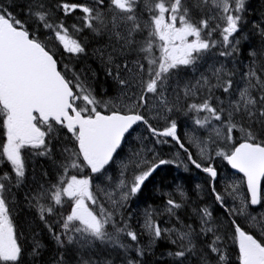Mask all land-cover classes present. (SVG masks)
<instances>
[{
    "label": "snow or ice",
    "instance_id": "obj_1",
    "mask_svg": "<svg viewBox=\"0 0 264 264\" xmlns=\"http://www.w3.org/2000/svg\"><path fill=\"white\" fill-rule=\"evenodd\" d=\"M249 7L0 0V264H264Z\"/></svg>",
    "mask_w": 264,
    "mask_h": 264
},
{
    "label": "trees",
    "instance_id": "obj_2",
    "mask_svg": "<svg viewBox=\"0 0 264 264\" xmlns=\"http://www.w3.org/2000/svg\"><path fill=\"white\" fill-rule=\"evenodd\" d=\"M252 10L249 11V16L253 19H258L259 18V12L261 10V6L262 4H264V0H252ZM89 64H91L93 67H96V62L93 60H89L88 61ZM172 167L170 165H168L166 167L167 172L169 173L170 171H172L171 169ZM170 174V173H169ZM171 176V175H170ZM164 183H168L167 180H165ZM146 196L150 197L152 195L151 193V187L149 188L148 192H146L145 194ZM142 202V201H141ZM164 249L162 247H157L156 249V255L155 256H150L149 257V261L152 262V264H163V261L158 259L160 256V253L163 252Z\"/></svg>",
    "mask_w": 264,
    "mask_h": 264
},
{
    "label": "bare ground",
    "instance_id": "obj_3",
    "mask_svg": "<svg viewBox=\"0 0 264 264\" xmlns=\"http://www.w3.org/2000/svg\"><path fill=\"white\" fill-rule=\"evenodd\" d=\"M170 166L172 167V168H171L172 171L169 172L170 174L167 172V169H166L167 166H164L165 171H162V172L159 174V176L157 177V179H156V183H157V184H159L161 181L164 183L165 180H167L168 183H170L171 180H172V178H173L174 176H176V175H181V176H187V175H188V174L183 173V172L177 173V171H176V169L174 168V166H172V165H170ZM170 175H171V176H170ZM168 183H165V184H168ZM192 187H194V185H192ZM156 200H157V202H158L159 198L156 197ZM134 207H138V208L142 209V208H143V202H137V204L134 205Z\"/></svg>",
    "mask_w": 264,
    "mask_h": 264
},
{
    "label": "rangeland",
    "instance_id": "obj_4",
    "mask_svg": "<svg viewBox=\"0 0 264 264\" xmlns=\"http://www.w3.org/2000/svg\"><path fill=\"white\" fill-rule=\"evenodd\" d=\"M162 152L164 153V154H166V155H170L168 152H167V149H162ZM162 172V171H161ZM160 172V173H161ZM191 179L193 180V181H195L197 178L195 177V176H193V177H191ZM192 185H194V184H192ZM143 209V208H142ZM142 209H141V211H142Z\"/></svg>",
    "mask_w": 264,
    "mask_h": 264
}]
</instances>
